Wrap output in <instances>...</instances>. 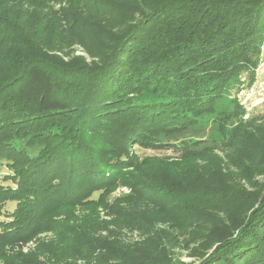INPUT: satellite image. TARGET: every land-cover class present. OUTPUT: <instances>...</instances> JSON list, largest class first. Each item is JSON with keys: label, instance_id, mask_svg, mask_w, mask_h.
Returning <instances> with one entry per match:
<instances>
[{"label": "trees", "instance_id": "trees-1", "mask_svg": "<svg viewBox=\"0 0 264 264\" xmlns=\"http://www.w3.org/2000/svg\"><path fill=\"white\" fill-rule=\"evenodd\" d=\"M130 1L144 6L131 13L125 0H0V264H46L39 248L5 250L43 231H60L43 248L54 261L65 243L89 246L95 221L76 207L137 224L168 221L178 234L194 220L188 206L214 193L213 181L192 179V162L235 139L251 154L264 141L250 119L226 136L237 103L217 124L205 117L228 83L255 66L264 0ZM107 18L125 25L113 31ZM71 42L97 60L64 61L56 52ZM136 146L177 154L140 156ZM118 187L129 191L111 201ZM240 197L231 199L240 205L231 224L215 221L195 248L200 264H264V193ZM121 201L154 208L127 212Z\"/></svg>", "mask_w": 264, "mask_h": 264}, {"label": "rangeland", "instance_id": "rangeland-1", "mask_svg": "<svg viewBox=\"0 0 264 264\" xmlns=\"http://www.w3.org/2000/svg\"><path fill=\"white\" fill-rule=\"evenodd\" d=\"M141 1V0H140ZM125 2L132 3L133 9L131 13L144 4H138L130 0ZM106 24L113 31L120 30V20L107 18ZM57 35L58 33H53ZM94 39L98 37L91 36ZM91 46H86L89 49H94L93 43L90 41ZM70 46L56 52L64 61H71L73 59H81L87 64H91L97 60L96 56L88 54L85 46L77 42L69 43ZM96 51V50H95ZM55 53V52H52ZM255 66L248 67L243 73H239L233 80H231L226 88L222 91L219 104L215 111L206 114L210 126L212 122L217 124V116L231 113L234 106L238 104L240 113L233 118H229L226 124V136L231 137V129L240 121H252V130H259L264 135V42L260 44L257 60ZM251 66V65H250ZM253 77L250 82L249 79ZM207 126V127H208ZM217 137L221 138L220 133L217 132ZM235 141L222 144L219 150H215L203 158L197 159L196 163L192 162L193 173L192 179L194 180H211V185L214 193L210 196L208 194V201L197 203L195 207L188 206V209L195 211L194 220H188L179 229L178 234H175V229L171 230L169 222H158L152 220L149 223L137 224V222L130 221L129 219L113 215L105 211V208L99 206H84L76 207L75 214H82L90 216L95 221V225L90 229L86 235V244L89 246L80 250L81 245H74L73 243H65L62 247L66 246L59 253L60 257L54 261L50 259L44 248L45 244L55 243L53 240L58 230L56 231H43L37 236L29 240L23 245L15 246V248H8L10 252L28 250H36L44 257L46 264H200L201 257L195 248H199L200 244L206 241V236L213 228L215 221L221 224H231L234 217V212L240 205L231 203L234 194L240 195L244 199H251V196L256 197L264 193V141L256 143L259 147H252L253 152L245 153L243 146L236 144ZM232 143V145H231ZM254 143V145H256ZM250 147L246 145V151ZM138 155H158V156H173L177 152L172 149H142L135 147ZM164 162L169 163V160ZM6 171V169H3ZM205 173L199 174V173ZM208 174V175H207ZM207 176V177H206ZM187 183V182H186ZM193 184V183H188ZM234 188H238L239 192L235 193ZM218 191V194L215 193ZM126 187H118L114 192L109 195L111 201L113 198L119 196L120 192H128ZM224 191L226 194L223 195ZM152 196L153 201H157L158 194ZM97 193H94V197ZM216 197L220 199L218 204H215L211 198ZM240 197V198H241ZM126 211H133L139 213L140 210L152 211L153 206L150 202L137 204L136 208H128L126 201L120 202ZM14 202H7L5 210L11 211L14 207ZM126 212V213H127ZM63 218V217H60ZM3 216L0 217V220ZM155 221V222H153ZM188 223V225H187ZM187 225V226H186ZM140 226V227H139ZM167 231V232H166ZM166 232V234H164ZM194 236V238H192ZM104 243L105 247H102ZM71 250L66 251V250ZM194 251L196 253H194ZM82 253V254H80ZM206 256V255H205ZM204 256V257H205Z\"/></svg>", "mask_w": 264, "mask_h": 264}]
</instances>
